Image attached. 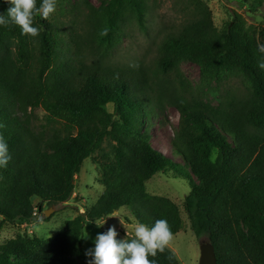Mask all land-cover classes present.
Returning a JSON list of instances; mask_svg holds the SVG:
<instances>
[{
	"label": "trees",
	"instance_id": "trees-1",
	"mask_svg": "<svg viewBox=\"0 0 264 264\" xmlns=\"http://www.w3.org/2000/svg\"><path fill=\"white\" fill-rule=\"evenodd\" d=\"M190 3L195 17L165 37L160 67L168 70L188 59L212 79L241 73L249 88L217 107L190 104L175 91L169 95L179 113L172 150L185 165L151 141L146 125L151 99L140 67H115L100 59L86 63L61 54L57 35L39 15L34 17L38 36L23 34L15 24L0 26V134L11 156L0 167V231L5 222L30 224L43 205L68 201L84 159L101 150L105 139L111 143L108 152L94 157L103 186L95 203L51 237L24 232L3 241L0 264H89L92 257L85 261L80 253L85 222L124 206L136 221L151 226L166 219L172 234L178 233L183 226L178 205L146 190V182L166 169L189 179L183 207L194 235L213 245L217 264H264V27L250 31L234 16L218 30L203 0ZM82 4L89 12L77 44L104 52L126 22L133 17L143 26L150 10V0ZM8 7L0 0V13ZM36 108L63 129L37 131ZM34 196L40 199L36 207ZM148 259L181 264L167 246Z\"/></svg>",
	"mask_w": 264,
	"mask_h": 264
},
{
	"label": "rangeland",
	"instance_id": "rangeland-1",
	"mask_svg": "<svg viewBox=\"0 0 264 264\" xmlns=\"http://www.w3.org/2000/svg\"><path fill=\"white\" fill-rule=\"evenodd\" d=\"M83 1L98 7L103 0ZM203 1L211 10L213 24L218 30L225 28L234 16L239 17L245 28L250 31L264 27V2L258 5L253 0ZM190 4V0H150V10L146 14L143 26L132 17L131 21L126 22L122 30L116 34L115 41L106 47L105 52L98 46L92 50L90 46L77 44V40L84 32L85 17L89 12L87 8L83 9L82 0H57L55 11L47 18L52 31L58 37V50L61 54L82 59L86 63L100 59L115 67L127 68L135 65L146 73L147 93L152 108L148 112L146 125L151 141L164 152L171 153L180 165H185L180 154L172 150L179 113L170 102L169 95L175 91L190 104L202 102L217 107L225 100L245 95L249 88L246 77L241 73L227 72L221 79H212L198 64L188 59H180L168 70L160 67L161 45L165 37L195 17V10ZM165 87L170 90L166 91ZM106 109L112 112V105L108 104ZM33 114L37 131L51 134L63 129L62 124L50 119L42 108H36ZM110 146L109 140L105 139L101 150L94 151L91 156L84 159L80 172L74 176V193L68 201L43 205L42 212L30 224L5 222L0 231V243L24 232L41 238L51 237L64 226L66 220L75 217L79 212L87 211L103 190L99 182L100 167L94 157L102 152H108ZM186 171L195 184L200 183L188 167ZM188 183L189 179L186 176L166 169L154 174L146 182V190L154 195L166 196L178 205L183 226L181 231L172 234L166 246L175 253L181 264H198L199 245L208 240L206 237L197 238L190 228L189 218L183 207L184 198L190 190ZM39 201L36 196L31 198L35 207ZM47 209H50V213L45 215ZM103 219L105 222L100 226H97L95 221H86L84 224L80 253L85 261L92 257L86 256L85 252H90L95 247L96 236L106 233L110 227L117 231L116 237L121 239L135 237L136 220L127 207L124 206Z\"/></svg>",
	"mask_w": 264,
	"mask_h": 264
},
{
	"label": "clouds",
	"instance_id": "clouds-1",
	"mask_svg": "<svg viewBox=\"0 0 264 264\" xmlns=\"http://www.w3.org/2000/svg\"><path fill=\"white\" fill-rule=\"evenodd\" d=\"M9 5L6 12L0 13V26L15 24L23 34L38 36L40 28L35 26L34 17L39 15L47 19L55 11L57 0H4ZM264 68V64L260 65ZM2 127V125H0ZM11 159L6 139L0 134V167L7 165ZM105 219L95 221L102 225ZM135 238L129 241L116 240L117 231L110 227L104 234L95 238V247L85 255H91L89 264H156L149 256H156L157 251L163 252L172 238L168 221L157 219L151 226L136 221L134 223Z\"/></svg>",
	"mask_w": 264,
	"mask_h": 264
},
{
	"label": "water",
	"instance_id": "water-1",
	"mask_svg": "<svg viewBox=\"0 0 264 264\" xmlns=\"http://www.w3.org/2000/svg\"><path fill=\"white\" fill-rule=\"evenodd\" d=\"M50 209L45 211L48 215ZM200 255L198 264H217L213 245L209 241H203L199 245Z\"/></svg>",
	"mask_w": 264,
	"mask_h": 264
}]
</instances>
